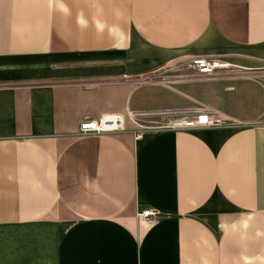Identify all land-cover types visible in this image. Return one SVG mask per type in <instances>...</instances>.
I'll list each match as a JSON object with an SVG mask.
<instances>
[{
    "label": "crops",
    "instance_id": "crops-1",
    "mask_svg": "<svg viewBox=\"0 0 264 264\" xmlns=\"http://www.w3.org/2000/svg\"><path fill=\"white\" fill-rule=\"evenodd\" d=\"M193 57L263 71L264 0H0V264H264V81L143 86Z\"/></svg>",
    "mask_w": 264,
    "mask_h": 264
},
{
    "label": "built area",
    "instance_id": "built-area-1",
    "mask_svg": "<svg viewBox=\"0 0 264 264\" xmlns=\"http://www.w3.org/2000/svg\"><path fill=\"white\" fill-rule=\"evenodd\" d=\"M170 65H175L172 63ZM180 68L178 82H210L225 79H250L246 73L238 71L232 64L208 57H193L177 62ZM175 65V66H176ZM176 120L167 127L172 130L191 131L200 128H217L228 124L223 116L205 110H193L189 113L177 114ZM121 117L108 115L97 119H85L78 125V134L87 135H107L114 134L122 130ZM140 134L137 135V138ZM142 218L153 216L149 210L140 213Z\"/></svg>",
    "mask_w": 264,
    "mask_h": 264
},
{
    "label": "rangeland",
    "instance_id": "rangeland-1",
    "mask_svg": "<svg viewBox=\"0 0 264 264\" xmlns=\"http://www.w3.org/2000/svg\"><path fill=\"white\" fill-rule=\"evenodd\" d=\"M177 62H175V65ZM168 65L161 68L158 72L151 74L146 78V81L143 82V86H160V88H171L175 89L176 87L180 86L182 82H178L177 77L180 75L179 66L178 65ZM249 81L252 82H262L264 81V70L255 72V74L250 75ZM184 84V83H183ZM251 89V87H248ZM162 92V91H160ZM159 98L164 96L166 99L168 96L166 93H160ZM176 96H169V99H166L164 103H168L174 99ZM260 96H258L257 101H259ZM170 100V101H168ZM135 119L140 123V125L144 127H164L166 128L172 121L176 120L178 117L177 114L168 111H160V112H140L134 115ZM264 121V120H262ZM166 126V127H165ZM168 128V127H167Z\"/></svg>",
    "mask_w": 264,
    "mask_h": 264
}]
</instances>
